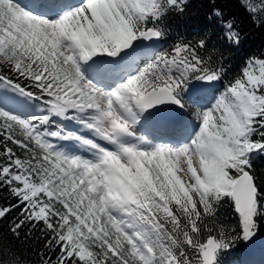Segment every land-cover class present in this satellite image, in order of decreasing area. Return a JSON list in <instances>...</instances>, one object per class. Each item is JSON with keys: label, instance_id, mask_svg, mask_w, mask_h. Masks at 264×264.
Returning <instances> with one entry per match:
<instances>
[{"label": "snow or ice", "instance_id": "1", "mask_svg": "<svg viewBox=\"0 0 264 264\" xmlns=\"http://www.w3.org/2000/svg\"><path fill=\"white\" fill-rule=\"evenodd\" d=\"M237 3L264 27V0ZM185 7L0 0V264H220L255 237L264 56L229 78L205 39L154 49Z\"/></svg>", "mask_w": 264, "mask_h": 264}, {"label": "trees", "instance_id": "2", "mask_svg": "<svg viewBox=\"0 0 264 264\" xmlns=\"http://www.w3.org/2000/svg\"><path fill=\"white\" fill-rule=\"evenodd\" d=\"M225 19H233L240 33L239 45H226L221 39V21L213 16L211 0H186L182 13L172 14L167 22V35L154 47L156 50L170 48L176 42L196 43L200 39L207 41L205 49L200 50L204 57L213 56L214 62L223 57V64L228 69L230 78L243 63L253 56H264V27L256 26L241 9L237 0H215ZM213 49L218 51L213 52ZM201 87L199 82H192L193 92ZM192 95V92L189 93ZM253 172L257 182L264 186V155L253 159ZM219 221L225 227H235L236 218L231 208L224 205L219 212ZM6 243H14L9 238ZM16 247L23 245L16 243ZM257 250L262 254L256 259H247V254ZM220 264H262L264 261V221L259 222L255 237L251 241H236L219 256Z\"/></svg>", "mask_w": 264, "mask_h": 264}, {"label": "rangeland", "instance_id": "3", "mask_svg": "<svg viewBox=\"0 0 264 264\" xmlns=\"http://www.w3.org/2000/svg\"><path fill=\"white\" fill-rule=\"evenodd\" d=\"M22 2H23V3H28L29 0H22ZM259 254L261 255L262 252L257 251V250H253L252 253L247 254V258H248V259L251 258V259L253 260V259H256L257 257H259V256H260ZM261 263L264 264V261H262Z\"/></svg>", "mask_w": 264, "mask_h": 264}, {"label": "water", "instance_id": "4", "mask_svg": "<svg viewBox=\"0 0 264 264\" xmlns=\"http://www.w3.org/2000/svg\"><path fill=\"white\" fill-rule=\"evenodd\" d=\"M158 43H159V42H158ZM158 43L154 44L153 47L156 46V45H158Z\"/></svg>", "mask_w": 264, "mask_h": 264}]
</instances>
